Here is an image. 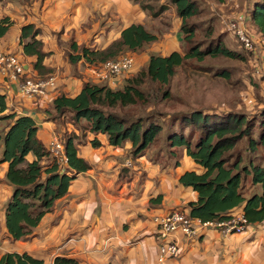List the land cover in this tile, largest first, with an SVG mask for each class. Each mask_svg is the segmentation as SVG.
Wrapping results in <instances>:
<instances>
[{
	"label": "trees",
	"instance_id": "16d2710c",
	"mask_svg": "<svg viewBox=\"0 0 264 264\" xmlns=\"http://www.w3.org/2000/svg\"><path fill=\"white\" fill-rule=\"evenodd\" d=\"M171 1L180 19L183 39L190 44L188 50L183 55L178 51L164 56L149 55L144 67L134 78L125 80L121 89H114L107 82L91 81L86 71L75 73L82 81L79 92L74 96L60 92L53 97L48 108L40 110L45 119L55 125V133L46 143L38 136L39 128L33 116L2 115L7 105L5 95L0 94V121L9 122L6 130L0 126V163L8 165L5 181L12 188L5 205V227L12 240L30 235L43 217L53 210L55 202L67 194L76 175L89 169V165L77 154L76 136L68 133V125L81 132L82 138L90 133L93 148L100 146L96 138L99 134L104 135L113 147L128 142L131 144V157L136 158L160 139L164 130L154 113L138 117L125 114L128 108L148 104L142 89L146 83L163 88L160 100H166L170 96L169 83L176 69L185 61L195 59L201 62L205 57L222 56L242 60L252 66L248 81L253 90L264 85V65L252 52L246 51L240 43L241 52L228 49L220 37L210 38L211 31L201 48V43L194 41L195 25L186 23L199 14L196 3L192 0ZM241 1L251 31L264 37V0ZM12 24L8 18L0 20V39ZM39 36L40 31L33 25L23 26L20 44L24 55L36 57L34 69L39 73L38 77L46 78L51 75H47L49 72L42 67L47 54L42 51L43 43ZM24 41L27 43L24 44ZM155 41L157 37L143 25L131 24L103 50L91 51L85 47L79 50L76 43H72L70 50L76 55L71 53L68 59L71 64L82 61L80 66L83 67L101 64L115 60L126 52H138L144 45ZM219 75L228 79L226 72L221 71ZM24 80L23 77L20 79ZM58 88L57 78L54 91ZM158 97L159 92L153 95L154 99ZM67 115L70 122H64ZM83 123L87 125V130L77 127ZM54 137L62 144L67 159L64 171L50 151ZM163 143L166 148H182L199 167L198 172H185L178 180L181 186L197 193L196 202L188 204L189 216L201 222H224L240 209L248 225L264 222V106L248 115L230 110L202 109L179 113L166 126ZM253 188L258 190L248 196L247 192ZM0 264L44 263L27 253H6L1 256ZM53 264L79 263L72 258L57 257Z\"/></svg>",
	"mask_w": 264,
	"mask_h": 264
},
{
	"label": "crops",
	"instance_id": "0c3cea01",
	"mask_svg": "<svg viewBox=\"0 0 264 264\" xmlns=\"http://www.w3.org/2000/svg\"><path fill=\"white\" fill-rule=\"evenodd\" d=\"M79 1L84 0H74L77 8L73 24L77 26L76 31L80 28L77 37L81 31H87L88 37L95 26L91 30H85V26L81 29L84 20L79 22L78 19L86 12L78 5ZM70 2L57 0L53 10L43 8L40 11L39 8L35 13L25 11L19 3L16 7L11 4L4 7L0 3V20L8 18L13 22L0 39V47L20 57L24 70L22 77L39 75L34 69L36 57L24 55L20 44L21 28L33 25L40 31L38 38L43 43V53L47 54L42 67L49 72L47 75L58 78L56 92L31 101L20 97L17 84L0 76V94L5 95L7 105L2 115L33 116L39 128L38 136L44 143L55 133V125L47 121L40 110L48 108L56 94L65 92L74 96L82 86V81L70 72L72 66L64 58L69 36L63 26L65 21L59 16L65 10L63 6L70 5ZM88 2L97 8L101 0ZM122 10L126 16L131 13V7L126 3ZM122 20L123 25L108 32L107 41L119 38L122 30L131 24H139L131 22L130 18ZM261 88L264 90L263 85ZM8 123L0 121L5 130ZM68 133L76 136L77 154L89 169L76 175L67 194L55 202L53 210L43 217L30 235L15 241L19 249L6 247L12 240L5 227V205L12 188L5 181L8 165L0 163V258L6 253H27L44 264H53L57 257L72 258L79 264H159L157 251L164 237L159 235L153 218L173 211L189 215L188 204L196 202L197 193L181 186L178 180L185 172H198L199 167L182 148H166L165 143L159 148L151 145L142 156L133 158L128 142L113 147L104 135L99 134L96 138L100 146L93 148L90 133L82 138L81 132L72 125H68ZM128 161L131 167L126 165ZM234 214L242 213L237 209ZM176 238L178 253L164 264H264V222L249 225L242 233L228 236H222L216 228L206 227L197 237L187 238L177 233Z\"/></svg>",
	"mask_w": 264,
	"mask_h": 264
},
{
	"label": "rangeland",
	"instance_id": "374dc122",
	"mask_svg": "<svg viewBox=\"0 0 264 264\" xmlns=\"http://www.w3.org/2000/svg\"><path fill=\"white\" fill-rule=\"evenodd\" d=\"M56 1L57 0H0V3H3L4 7H6V4H11L16 7L19 3L22 4L21 7L25 8V11L28 9L29 13H35V11H37L36 9L39 8L40 11L43 8L44 10L46 8L49 11L53 10L54 6H57ZM88 1L89 0H86V2L85 0L78 2L80 8L86 12H84L85 15H80V20L78 19L79 22L84 20V22L80 24L81 29L85 26V30H91V28L95 26L94 32H91L88 37L87 31H81L79 32V37L76 36L80 28L76 31L75 29H77V26L73 24L74 19L76 21L77 8V4L74 0H71L70 5L63 6L65 10L61 11L59 16L61 20L63 19V21H65L63 26L65 30L68 31V51L65 52L64 58L68 65H72L71 73L77 74L86 71L88 65L86 67L80 66L82 61L75 64L69 63V55L71 53L76 55L72 51L70 52V43H75L76 41L79 44V50L84 47L91 51L103 50L116 39L114 38L111 42L107 41L109 39L107 34L108 32L114 31L116 26L125 23L122 18L124 20L130 18L131 22L143 25L148 32L157 37V41L144 45L138 52H126L122 55L134 56L137 58V61L135 59L133 69L129 73H125L126 75L123 74L119 78V82H116L115 86H112L114 89H121L125 84V80L134 78L137 72L144 67L147 59L146 61L143 60L148 58L149 55L164 56L173 50L183 55L190 47V44L183 39L184 35L182 34L180 19L177 16L176 7L171 0H101L97 8H94ZM192 1L196 3L199 14L188 19L186 23L195 25L194 41L196 43L200 42L202 45L201 48H203L206 43L204 39L208 38L207 35L209 31H211V39L220 37L224 46L228 49L241 52L238 41L228 32L225 22L238 13L244 14L242 10V1ZM124 3H126L128 7H131L130 15L126 16L124 14L122 10V5ZM26 15L27 14H25V16ZM15 56L21 61L18 55ZM21 63L23 65V62ZM251 68L252 66L247 62L242 60H231L222 56L214 58L205 57L201 62L195 59L187 60L182 66L176 69V73L169 83L168 89L170 91V96L168 99L160 100V94L163 92V88L146 83L142 89L146 93L148 104L128 108L125 114L131 117H138L154 113L155 118L159 119L160 123H162L164 130L160 139L153 145L157 148L162 147L164 146L163 140L166 126H168L169 122L173 120L176 115H179V113H187L195 109H202L203 111L230 110L248 115L262 108L264 106V94L262 93L264 90H262L260 86L259 89L255 88L253 90L249 85L248 80L249 78L251 79L249 75ZM221 71L228 74V79L219 75ZM91 81L93 80L91 79ZM158 92L159 97L154 99L153 95L158 94ZM119 112L124 113L123 111ZM65 121H69V115L65 116L64 122ZM0 126L3 127L2 125ZM77 127L87 130L86 124L82 126L78 125ZM57 134L59 135L58 132ZM241 148H243V146H241ZM0 153L2 154V147L0 148ZM247 187L248 184H246V188ZM251 190V192H247L248 196L252 192L258 190V188H253ZM159 235H162L160 231ZM17 243L18 242L14 240H9L6 247L8 249H19Z\"/></svg>",
	"mask_w": 264,
	"mask_h": 264
},
{
	"label": "built area",
	"instance_id": "2783aa9c",
	"mask_svg": "<svg viewBox=\"0 0 264 264\" xmlns=\"http://www.w3.org/2000/svg\"><path fill=\"white\" fill-rule=\"evenodd\" d=\"M228 32L236 38L238 43L249 52H252L258 61L264 65V37L254 34L244 14L238 13L225 22ZM135 64V57L130 55L121 56L115 60L106 61L99 65H90L86 70L94 82H107L110 87L119 82L123 74L129 73ZM24 74L23 65L14 54L0 47V76L17 84L18 94L21 98L34 100L52 93L56 89L57 76L51 75L46 78L29 77L22 82L20 79ZM125 74V75H126ZM50 151L57 159L58 165L67 167V159L63 153V146L56 137L51 140ZM131 167L128 161L126 164ZM61 171V172H62ZM153 223L162 233L164 242L158 246L157 262L164 264L169 257L178 253L176 234L187 238L197 237L199 232L212 227L219 230L222 236L242 233L249 225L242 214H236L224 222H201L192 218L182 211H173L166 215H158L153 218Z\"/></svg>",
	"mask_w": 264,
	"mask_h": 264
}]
</instances>
